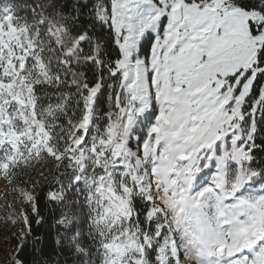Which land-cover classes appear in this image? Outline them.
I'll use <instances>...</instances> for the list:
<instances>
[{"label": "snow or ice", "instance_id": "snow-or-ice-1", "mask_svg": "<svg viewBox=\"0 0 264 264\" xmlns=\"http://www.w3.org/2000/svg\"><path fill=\"white\" fill-rule=\"evenodd\" d=\"M88 4L87 18L100 26L98 59L103 65L107 54L109 76L120 78L117 87L126 96L123 102L115 96V106L128 117L129 137L138 125L143 129L137 154L147 156L149 138L157 145L156 159L148 161L156 164L149 167L148 195L133 197L139 225V247L132 253L136 262L182 264L185 256L195 255L199 264H264V41L256 40L254 59L231 65L235 56L227 31L234 9H241L258 13L247 24L252 37H261L264 0ZM81 14L77 6L65 19L79 20ZM219 28L225 32L217 40ZM90 29L86 25L77 32L82 47L92 36ZM173 72H179L174 83ZM88 87L99 88L100 95L103 78ZM221 93L227 95L222 99ZM239 129L242 134L236 135ZM161 189L163 201L157 199ZM31 213L44 222L38 203ZM25 222L30 234L27 211ZM125 247L119 241L99 242V264H118L117 253Z\"/></svg>", "mask_w": 264, "mask_h": 264}, {"label": "trees", "instance_id": "trees-1", "mask_svg": "<svg viewBox=\"0 0 264 264\" xmlns=\"http://www.w3.org/2000/svg\"><path fill=\"white\" fill-rule=\"evenodd\" d=\"M86 2L0 0V264H99L102 241L126 246L118 264H138L132 204L134 196L147 197L144 172L152 164L147 158L137 165L142 127L131 137L123 132L114 97L126 96L120 78L109 76L107 54L103 65L98 59L100 26L87 18L92 5ZM77 6L80 19L66 20ZM86 25L92 36L82 47L77 32ZM101 77L97 95L101 90L88 86ZM122 134L120 147L115 141ZM127 146L135 154L122 159ZM36 203L42 224L31 213ZM184 259L199 264L195 255Z\"/></svg>", "mask_w": 264, "mask_h": 264}, {"label": "rangeland", "instance_id": "rangeland-1", "mask_svg": "<svg viewBox=\"0 0 264 264\" xmlns=\"http://www.w3.org/2000/svg\"><path fill=\"white\" fill-rule=\"evenodd\" d=\"M249 16H251L252 18L255 19L258 17V13H244L241 9H234L235 19L233 20V22L230 25H227V31L230 33V35L228 37L229 47L232 48L234 56H235V58H231L228 61V63L231 65H236L239 63L247 64L249 62V60L254 59L255 58L254 53L256 51V43H255L256 40L260 39V40L264 41V34H262L261 37H259V38L252 37L249 34L248 24H247V20H248ZM215 32H216V36H217V40H218L219 38H221L224 35L225 28L216 29ZM186 59L190 60V57L186 56ZM169 67H176V65L169 64ZM189 67H190V65H189ZM233 70H234V68H233ZM178 75H179V72H173L169 78L174 83ZM221 80L223 81V77H221ZM220 95H221V98L223 99L227 94L221 93ZM226 110H227V108L225 107V111ZM122 116L125 118V120L123 121V132H126V134H128V130L130 129L131 126L129 124L128 117L125 114V111H123V110H122ZM87 123H89V120H87ZM238 123L239 122L237 121V124ZM116 124H114L112 127V134H115L114 129H117V126H115ZM224 130L226 132L231 130L228 123H226L224 125ZM242 131H243V129L237 130L236 135H241ZM77 132H79V134L82 133V131H79V130H77ZM137 136H136V140H137ZM120 137H122V143H123L124 136H120ZM126 142H127V140H126ZM124 145L125 144H123V146ZM138 147L139 146L136 143V149ZM127 148L129 151H127L125 149L124 152H122L123 153L121 155L122 159H125L127 155H134L135 154V152H133L132 148H130L129 146H127ZM156 148H157V145H156L155 141L152 140L151 138H149V141H148V144L146 147L147 156L143 155V157H139V158L137 157V165L138 166L141 164L143 165L145 160L147 158H150V157L153 160H155L156 159V152H155ZM161 149H162V146H161ZM68 152H70V150ZM65 153H67V151ZM69 154H71V153H69ZM155 166H156V164L153 163L152 167H155ZM144 176L149 177V170H147V168H145ZM157 177L159 178V176H157ZM182 262H183V264H193L192 261L186 260V259H184Z\"/></svg>", "mask_w": 264, "mask_h": 264}, {"label": "built area", "instance_id": "built-area-1", "mask_svg": "<svg viewBox=\"0 0 264 264\" xmlns=\"http://www.w3.org/2000/svg\"><path fill=\"white\" fill-rule=\"evenodd\" d=\"M121 143H122V137L119 136L116 140V144L121 145ZM161 191H162V189H161Z\"/></svg>", "mask_w": 264, "mask_h": 264}, {"label": "bare ground", "instance_id": "bare-ground-1", "mask_svg": "<svg viewBox=\"0 0 264 264\" xmlns=\"http://www.w3.org/2000/svg\"><path fill=\"white\" fill-rule=\"evenodd\" d=\"M159 198H160L161 201H163L164 197H163L162 191H161V194L159 195Z\"/></svg>", "mask_w": 264, "mask_h": 264}]
</instances>
